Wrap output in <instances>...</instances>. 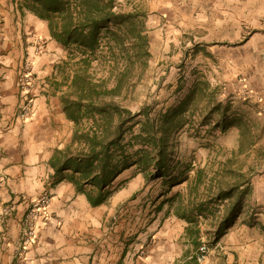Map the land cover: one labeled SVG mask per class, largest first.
I'll use <instances>...</instances> for the list:
<instances>
[{
    "label": "trees",
    "instance_id": "trees-1",
    "mask_svg": "<svg viewBox=\"0 0 264 264\" xmlns=\"http://www.w3.org/2000/svg\"><path fill=\"white\" fill-rule=\"evenodd\" d=\"M19 5L46 21L51 38L68 52L57 67L63 75L53 84L73 131L54 153L52 168L70 171L69 178L92 205L120 188L110 187L125 169L135 167L147 180L166 176L168 184L176 179H167L171 172L182 168L177 177L187 181V197L177 191L163 202L186 222L184 235L197 253L187 264H198L204 224L199 217L213 216L207 232L216 243L234 223L229 217L240 212L245 194L240 188L248 181L234 168V155L217 161L224 148L215 139L198 165L175 159L172 142L183 132L198 140L225 134L233 127L225 121L226 105L207 81L197 80L185 98L166 110L154 115L150 106L131 110L150 55L146 13L133 0H19ZM78 173L82 179H76ZM229 176L236 181L228 182ZM221 205L225 216L218 218Z\"/></svg>",
    "mask_w": 264,
    "mask_h": 264
},
{
    "label": "crops",
    "instance_id": "crops-1",
    "mask_svg": "<svg viewBox=\"0 0 264 264\" xmlns=\"http://www.w3.org/2000/svg\"><path fill=\"white\" fill-rule=\"evenodd\" d=\"M148 2L155 15H166V0ZM36 40L43 42L40 53L35 52ZM60 52L47 22L20 8L19 0H0V264H187L191 256H184L179 241L185 236L183 219L167 205L163 217L161 210L147 219L139 217V201L130 197L145 178L135 167L117 176L112 186L120 188L98 205L76 188L70 171L56 173L52 168L54 153L70 141L73 131L53 84L59 78L54 70ZM31 61L36 79L32 112L23 118L20 79L24 64ZM256 114L264 126V110ZM239 137L232 127L216 143L232 151ZM262 143L264 139L256 140L240 156L231 155L254 158ZM263 162L239 171L248 181L240 190L249 189L247 207L259 223H264ZM44 195L48 203L38 212L34 237H29L28 215Z\"/></svg>",
    "mask_w": 264,
    "mask_h": 264
},
{
    "label": "rangeland",
    "instance_id": "rangeland-1",
    "mask_svg": "<svg viewBox=\"0 0 264 264\" xmlns=\"http://www.w3.org/2000/svg\"><path fill=\"white\" fill-rule=\"evenodd\" d=\"M133 1L146 13L150 55L135 89L131 110L135 112L150 106L154 115L180 102L197 80H204L226 105L225 121L240 134L236 148L232 151L223 149L217 154V161L232 157L231 152L240 156L256 140L264 139V126L260 125L256 114L258 110H264V0H166V15L162 16L150 10L148 0ZM59 47L61 58L54 71L60 80L63 73L57 67L63 66L68 52ZM216 138L198 140L184 132L178 134L172 142L175 159L194 165L204 162L209 153L207 147ZM232 158L236 169L253 162L261 164L264 143L255 151L254 158ZM89 170V167L83 169L84 172ZM179 171L171 172L167 179H176L168 184L166 176L145 178L144 184L130 197V200L139 201L140 218L147 219L159 210L163 217L169 207V203L163 201L177 191L187 197V181H183V176L177 177ZM189 175H193V170ZM227 181L232 184L236 180L229 176ZM116 186L117 183L110 188ZM244 193L240 212L229 217L235 222L216 243L207 232L212 228L213 216L199 217L204 222L200 247L205 245L207 253L202 262L197 261L198 264H204L208 257V264H264V223L256 222L254 216H250L252 211L247 207L251 203L249 189ZM237 195L233 194V203L237 201ZM217 216H225L222 205ZM179 241L185 249L184 256L197 254L188 237Z\"/></svg>",
    "mask_w": 264,
    "mask_h": 264
},
{
    "label": "built area",
    "instance_id": "built-area-1",
    "mask_svg": "<svg viewBox=\"0 0 264 264\" xmlns=\"http://www.w3.org/2000/svg\"><path fill=\"white\" fill-rule=\"evenodd\" d=\"M35 52L40 53L43 50V42L41 40H36L35 42ZM33 73V66L32 61L26 62L23 67V72L20 79V91L23 100V107L21 110V116L23 118H28L31 115V103L33 101V94H32V85L36 81ZM48 203V197L42 196L35 202V209H32L28 215L27 219V230L26 235L34 237L38 225L36 224V220L38 217V212L43 210L44 207ZM197 260L202 262L205 258V254L207 253V247L202 245L198 251Z\"/></svg>",
    "mask_w": 264,
    "mask_h": 264
}]
</instances>
